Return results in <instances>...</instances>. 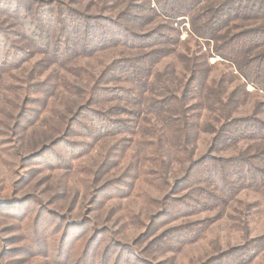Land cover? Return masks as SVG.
Segmentation results:
<instances>
[{
    "label": "rangeland",
    "instance_id": "1",
    "mask_svg": "<svg viewBox=\"0 0 264 264\" xmlns=\"http://www.w3.org/2000/svg\"><path fill=\"white\" fill-rule=\"evenodd\" d=\"M191 10L178 24L153 0H0V264H264V160L262 181L237 170L264 141L218 135L264 121L243 76L264 62V0ZM81 22L115 33L89 45ZM233 35L234 62L216 54Z\"/></svg>",
    "mask_w": 264,
    "mask_h": 264
},
{
    "label": "trees",
    "instance_id": "2",
    "mask_svg": "<svg viewBox=\"0 0 264 264\" xmlns=\"http://www.w3.org/2000/svg\"><path fill=\"white\" fill-rule=\"evenodd\" d=\"M153 1L159 7V11L157 12V15H160L166 21L176 22L178 24H179V22H181V20H179V19H181V18L184 19L185 17L190 18V16H192L191 12H193V10H191V9L196 7L198 4L200 5L203 2V0H153ZM230 11H232L233 14H235L237 12L233 6L231 7ZM218 23L219 22H217L216 20H213L211 22L208 21L206 27L203 26V28L201 30H202V32L205 33L206 37H208L210 39L215 38V36L213 35L212 32L213 31L216 32V28H217ZM81 24H82L81 25L82 28L80 30H78V32H79L78 34L80 36H82L83 39L88 41L89 45H91L92 43H96V46H98V45L106 42L105 37H100L102 35L101 33L105 31L104 28L102 27V25L91 26L89 24V25H87V28L84 31H82L86 27V23L81 22ZM198 24L199 23H197V21L192 22V30L195 33L198 31V28L201 26ZM224 25H226V23H224ZM57 26L61 27L60 23H57ZM69 26L72 27L74 25L71 24ZM110 33H115V32H111V31L110 32H104L103 35L106 36ZM92 37H94V38H92ZM95 38H100V40L95 42V40H94ZM158 38L161 40L157 39L156 42H158V43H156L155 45H160V48L165 46V44L170 45V43H169L170 40H168L164 36H159ZM231 38H233L232 39L233 43L231 45L228 43L227 47L230 48L229 51L226 52L227 48L222 49V47H221V48H218L216 50V54L220 55L224 59L228 58L227 60L234 62L233 57L239 53L238 52L239 50H242V48H241L242 44L239 43L238 45H236L237 39L240 37L233 35ZM246 43H249V42L246 40ZM147 44H148L147 42L142 43V45H144V46L146 45V47H144V48L148 47ZM69 51L71 52V50H69ZM155 52H159V55H160V52L163 53V51L160 49V51H154L152 53L144 54V55H142V57H140L136 60L137 64L139 65V69L142 68L141 74H143L145 71L148 72V70H150V68L147 67V65L149 64L152 57H154L156 55ZM140 65H142V67ZM251 69H252V73L254 76H256V75L262 76V82L261 83H258V82L256 83L254 76H251L249 73H246V74L242 73L243 76L246 77L247 81L252 82L254 85H256L258 87H261L258 89H261L264 91V62L260 61L257 65H255V67H253ZM238 70L239 69L237 67V71ZM132 71H133L132 75L137 74L136 70L132 69ZM247 74H249V75H247ZM124 91H126L128 93L130 92V91L125 90V89H124ZM108 128H109V130L112 129L109 126L106 127L105 129H108ZM218 135H220L223 138V140L226 141L224 143H227V144H229V142L236 143V142L244 140L245 138H252V139H256L259 142H263L264 141V121L259 119V118L258 119L257 118L233 119V120L229 121L228 123H224L223 128L220 130ZM224 143H222V144H224ZM261 159L264 160V154L260 153V155H255L253 157H249L248 159H246L244 161H239V163L243 162L245 164L243 165L244 167L241 169H240V165H238V168H237L238 173H240V170L245 169L246 172H248L250 175H252V176H249L248 174L243 175L242 181H245V183L251 182V181H253V183H256L257 180L262 181L263 175L261 174L262 176H259L258 174H256L258 172L253 173V170H252V169H255L254 166L255 167L259 166L257 164L259 163V160H261ZM257 168H259V167H257ZM260 171L262 172L261 168H260ZM238 173H234L232 176L235 175V177H238ZM30 215L31 214L26 212L23 215L17 216L15 214L13 216H15V218H16L15 221H18L19 223H21L23 221V219L29 217ZM39 224H40V221H39ZM25 225L28 227V229H30L29 238H31V240H32L31 244L34 245L35 248H37V250L39 248V251H43L44 254H48L50 252V250H49L50 247H49L48 241H47V243H44L42 241V245H41V243L40 244L37 243L36 240L39 237L37 234H39L40 231L38 230V232H35L33 230V224H25ZM21 228H23V227H21ZM36 228L38 229L41 227H40V225H38V227H36ZM42 234L47 238V235L45 233H42ZM32 235H34V236H32ZM102 264H106V261Z\"/></svg>",
    "mask_w": 264,
    "mask_h": 264
}]
</instances>
